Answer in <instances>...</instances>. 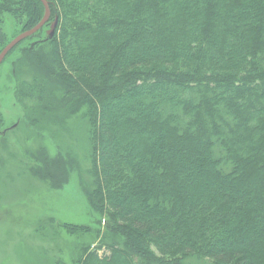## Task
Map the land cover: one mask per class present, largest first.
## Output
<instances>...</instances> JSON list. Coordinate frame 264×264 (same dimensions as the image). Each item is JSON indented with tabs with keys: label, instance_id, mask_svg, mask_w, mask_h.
I'll return each mask as SVG.
<instances>
[{
	"label": "trees",
	"instance_id": "16d2710c",
	"mask_svg": "<svg viewBox=\"0 0 264 264\" xmlns=\"http://www.w3.org/2000/svg\"><path fill=\"white\" fill-rule=\"evenodd\" d=\"M46 1L20 96L50 84L70 111L88 106L91 179L43 150L30 173L60 189L78 170L108 220L74 264H264V0ZM4 13L16 36L45 8L0 0ZM8 41L0 29V53Z\"/></svg>",
	"mask_w": 264,
	"mask_h": 264
},
{
	"label": "rangeland",
	"instance_id": "374dc122",
	"mask_svg": "<svg viewBox=\"0 0 264 264\" xmlns=\"http://www.w3.org/2000/svg\"><path fill=\"white\" fill-rule=\"evenodd\" d=\"M51 23L20 41L0 63V264H74L88 249H96L106 234L107 217L90 208L78 170L71 171L60 189L30 173L37 164L36 152L43 150L50 157L73 158L83 178L91 179L87 173L93 150L88 106L70 111L62 104L59 88L50 84L43 98L29 96L25 88L20 96L19 82L38 77L24 51L50 35ZM0 29L8 41L20 27L4 13ZM183 264L214 263L189 256Z\"/></svg>",
	"mask_w": 264,
	"mask_h": 264
},
{
	"label": "water",
	"instance_id": "95a60500",
	"mask_svg": "<svg viewBox=\"0 0 264 264\" xmlns=\"http://www.w3.org/2000/svg\"><path fill=\"white\" fill-rule=\"evenodd\" d=\"M44 8H45V14L43 16V18L41 19V21L36 24L34 27H32L31 29H28L26 31H23L21 33H19L18 35H16L14 38H12L3 48V50L0 53V63L3 61L4 57L6 56V54L16 45L18 44L21 40H23L25 37L35 33L36 31H38L43 25L44 23L48 20L49 15H50V10H49V6L46 0H39Z\"/></svg>",
	"mask_w": 264,
	"mask_h": 264
},
{
	"label": "bare ground",
	"instance_id": "6f19581e",
	"mask_svg": "<svg viewBox=\"0 0 264 264\" xmlns=\"http://www.w3.org/2000/svg\"><path fill=\"white\" fill-rule=\"evenodd\" d=\"M17 45V44H16Z\"/></svg>",
	"mask_w": 264,
	"mask_h": 264
}]
</instances>
